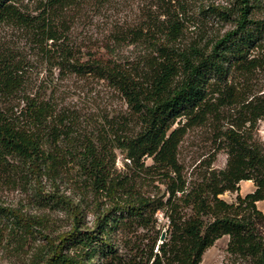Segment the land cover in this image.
<instances>
[{
	"label": "trees",
	"instance_id": "1",
	"mask_svg": "<svg viewBox=\"0 0 264 264\" xmlns=\"http://www.w3.org/2000/svg\"><path fill=\"white\" fill-rule=\"evenodd\" d=\"M87 1L45 0L33 17L19 9L17 0H0V24L28 28L36 41L58 44L53 67L106 81L125 100L131 118L108 120V134L97 148V138L74 130L75 118L56 113L41 95L27 94L28 77L20 74L19 62L0 55V189L29 191L37 203L68 212L71 221L68 231L53 236L44 216L0 201V255L28 250V264H200L206 249L227 236L230 256L264 264V237L256 227L262 214L255 205L264 201V143L256 135L264 118V18L253 17L252 0L208 7L232 27L210 42L189 43L181 42L183 0H157L153 12V3L145 1L144 22L113 37L114 44L144 52L126 65L63 48L53 20ZM206 125L217 150L227 156L225 167L212 169L208 162L187 181L178 162L179 145L189 129ZM75 145L76 155L68 162L77 166L94 202L92 225L84 228L79 204L58 193L57 184L68 164L59 150ZM114 148L126 167L164 178V194L145 196L127 183L128 176L113 174ZM145 159L151 160L149 167ZM43 180L51 190H45ZM244 181L253 183L252 192L237 195L234 203L220 198L237 192ZM158 212L167 219L162 242ZM139 229L144 234L132 242ZM116 234L122 235L115 239Z\"/></svg>",
	"mask_w": 264,
	"mask_h": 264
},
{
	"label": "rangeland",
	"instance_id": "2",
	"mask_svg": "<svg viewBox=\"0 0 264 264\" xmlns=\"http://www.w3.org/2000/svg\"><path fill=\"white\" fill-rule=\"evenodd\" d=\"M145 1L151 4V12L156 11L160 4L157 0H89L77 11L66 10V15L58 20H53L54 27L60 30L65 51L77 54L76 56L88 57L93 55L97 60L119 61L122 64L135 63L144 56L140 48L114 44V35L125 32L130 28H137L148 16ZM176 2V0H165ZM45 0H17L19 9L30 16H36ZM253 17L264 18V0H252ZM186 16L184 18L185 31L182 43H189L193 39H204L210 42L225 31L230 29L231 23L219 20L208 10V7H232L231 0H183ZM68 11V12H67ZM162 18V17H161ZM62 23V24H61ZM35 32L28 28H21L13 24H0V55L19 62L20 74L28 77L27 94L41 95L48 100L57 112L67 113L76 119L77 128L74 129L80 137L97 138V148H100L102 136L108 134L107 121L118 117L130 118L127 104L122 96L106 81L84 76L62 74L53 67L54 59L58 56L55 48L58 44L52 41L40 43L35 39ZM112 46L113 52H110ZM60 47V46H59ZM127 120V119H125ZM131 120V118H130ZM132 124H134L132 122ZM211 126L195 127L189 129L178 148V162L183 170V177L190 181L196 176L198 170L211 162L212 169H223L226 163V154L217 150ZM135 126L132 125V130ZM98 134V136H97ZM256 135L264 143V118L257 123ZM79 141V140H78ZM75 147V150H74ZM78 145L72 147L61 146L59 154L67 157L66 169L61 170V179L57 181L58 193L70 197L78 203L82 213V226L90 227L94 218L93 196L89 193L83 182L78 178L77 166L73 164L72 154L76 155ZM116 159L113 174L128 176L129 185L139 190L145 196H162L165 185L159 175L150 173L138 174L134 167H126L123 155L118 149L111 150ZM214 155L213 160L212 156ZM145 165H151L150 159H145ZM161 179V180H160ZM164 183V182H163ZM46 191L51 186L43 180ZM254 190L251 181L241 182L237 192H226L220 196L228 203H234L236 196L241 197ZM167 197V195H166ZM0 201L7 205L22 207L24 211L33 216H44L47 231L57 236L70 228L68 212L61 208L43 206L34 201L32 194L19 188H1ZM257 210L262 214V219L256 221L259 234L264 237V201L257 202ZM155 217L158 221L160 234L166 236L165 228L167 219L158 212ZM144 232L139 229L130 238L132 242L142 236ZM122 234H116L115 239ZM161 237V236H160ZM127 238V237H124ZM163 238V240H164ZM129 239V238H128ZM146 240V239H145ZM159 238V242H162ZM229 238L223 236L202 255L200 264H247L246 261L234 258L227 253ZM28 250L17 255H0V264H28Z\"/></svg>",
	"mask_w": 264,
	"mask_h": 264
},
{
	"label": "water",
	"instance_id": "3",
	"mask_svg": "<svg viewBox=\"0 0 264 264\" xmlns=\"http://www.w3.org/2000/svg\"><path fill=\"white\" fill-rule=\"evenodd\" d=\"M163 238H164V236H163V235H161L160 239H161V240H163Z\"/></svg>",
	"mask_w": 264,
	"mask_h": 264
},
{
	"label": "bare ground",
	"instance_id": "4",
	"mask_svg": "<svg viewBox=\"0 0 264 264\" xmlns=\"http://www.w3.org/2000/svg\"><path fill=\"white\" fill-rule=\"evenodd\" d=\"M245 182V181H244Z\"/></svg>",
	"mask_w": 264,
	"mask_h": 264
}]
</instances>
